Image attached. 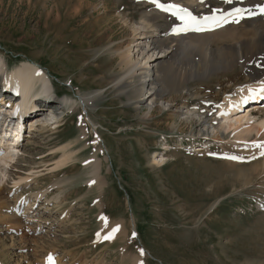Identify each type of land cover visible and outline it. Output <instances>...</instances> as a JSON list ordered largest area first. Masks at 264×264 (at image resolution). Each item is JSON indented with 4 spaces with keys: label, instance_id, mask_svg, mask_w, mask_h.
I'll return each mask as SVG.
<instances>
[{
    "label": "rangeland",
    "instance_id": "1",
    "mask_svg": "<svg viewBox=\"0 0 264 264\" xmlns=\"http://www.w3.org/2000/svg\"><path fill=\"white\" fill-rule=\"evenodd\" d=\"M148 10L132 0H0V57L8 69L24 61L36 63L52 91L69 102L60 110L59 103L50 101L58 128L48 125L28 144L26 138L25 158L14 169L40 164L49 169L62 146L70 144L76 151L67 166L39 176L36 186L21 192L26 196L48 189L51 204H38L37 211L39 224L46 227L42 231H51L32 237L22 229L26 237L20 239V230L8 233L0 226V259L5 264H43L47 252L66 264H132L139 255L133 229L153 258L145 257L144 264H264V210L259 209L264 205V159L255 156L256 149L246 150L264 138L238 144L227 131L210 150L191 153L196 141L207 142L200 138L203 127L197 118H170L181 104H198L210 121L214 110L202 99L214 103L224 89L233 92L245 84L244 70L234 67L219 80L195 78L189 82L192 96L147 118L146 108L132 102L138 97L120 86L123 70L111 49L134 44L127 21L139 20ZM224 42L213 40L216 45ZM81 118L85 122L80 126ZM93 157L101 165L103 191L96 184L86 186L90 168L83 165ZM12 176L5 181L11 182ZM9 191L8 185L7 198ZM8 200L10 210L14 202ZM66 212L63 222L57 219ZM99 214L117 220L111 224L118 223V230L114 242L97 247L92 241L101 232Z\"/></svg>",
    "mask_w": 264,
    "mask_h": 264
},
{
    "label": "bare ground",
    "instance_id": "2",
    "mask_svg": "<svg viewBox=\"0 0 264 264\" xmlns=\"http://www.w3.org/2000/svg\"><path fill=\"white\" fill-rule=\"evenodd\" d=\"M181 1L183 0H174L173 6H178L174 8H187L191 11H194L196 8L199 10L212 9L210 5L211 0H189L190 3L185 5ZM262 1L264 0H227L225 8L237 6L241 9L240 20H236L234 25L224 27L217 32L202 35L189 34L186 30L188 24L182 20L173 21L170 18L166 20L173 22V26H169L167 31V26L159 22L166 17L159 11V7L154 4L151 5L146 13L141 14L139 20L131 19L127 21V28L134 37V44L131 46L127 45L124 49H111L116 52L120 60L119 67L123 70V76L119 79L121 80L119 81L120 86H122V89L128 90L134 97H138L132 100L133 104L138 106L139 109L145 107L147 110L145 116L151 119L157 111H162L165 107L169 110V106H172L175 101L192 96V88L189 86L191 80L212 76H216L217 80L224 79L227 78V75L224 73L229 72L234 67H240L244 70V76L247 79L245 83H254L251 84V88H241L234 95L225 97L218 115L217 129L211 128L210 131L206 123L198 118V114L194 110H189L188 105L185 104H181L179 109L182 110L178 109L170 118L172 120L174 117L180 119L182 117L185 120L197 118V123H200L204 129L203 136H208L210 133V137L214 141L220 140L219 132L221 130L224 132L231 131L232 137L236 140H241L244 137L249 138L253 135L258 136V138H264V119H262L264 117L256 118V116H251V118L248 114H237L239 117L234 120L231 118L240 106L238 102L249 96L256 84L264 83V14L258 11ZM148 2L149 0H135L136 5H145ZM214 10L220 11L221 9L215 8ZM100 19L105 21V17ZM122 20L126 21L127 18L123 17ZM214 39L226 42L216 45L213 43ZM6 66L5 60L0 57V74L3 76L7 68ZM10 78L14 85H18L23 91H28L30 104L38 97H48L52 94L53 89L48 77L41 71L39 65L32 61L20 63V66L11 73ZM227 93L228 91L224 89L223 94L226 96ZM5 96H9L8 92ZM213 100L214 103H217L219 99L214 98ZM62 102L66 105L69 103L67 100H62ZM40 104L42 108H39V111L28 120L30 124L36 127L31 130V133H28L27 144L30 140L31 142L34 140L35 134L44 130L48 125L54 126L51 130L58 128L56 127L57 116L55 115L53 104L51 102L47 104L40 102ZM44 107L46 108L44 109ZM260 108H262V105ZM46 111L49 112V115L45 114V120H42L41 117ZM83 121L81 118L79 122L80 126ZM81 132L84 134L82 129ZM23 141L24 137L22 136ZM22 142L19 144V147L14 148L11 143L3 141V147L0 148V226H5V231L8 233L12 230L17 233L15 230L22 232V223L35 221L39 234H49L50 229L42 231L46 227L39 224L42 219L40 213L37 211L38 204H44V206L51 204L46 194L47 188L43 191L39 190L40 192L37 191L36 194H33L32 200L29 201L27 198H20L17 201L19 197L15 196V207L10 210L11 202L4 196V186H8L5 179L10 178L12 172L17 171L14 169L13 158L15 155L22 158L24 147ZM60 151V158L49 169L45 164H40L36 168L30 167L28 170L19 168V172L15 174L16 180L15 178L11 179L12 181L15 180V182L11 181L13 184L12 188L15 190L14 192L36 186L38 181L34 179V176L38 178L41 172L46 171L43 174L44 176L64 168L72 161L76 152L72 150L70 144L62 146ZM161 158L163 157H160V161H162ZM98 162L93 157L86 166L90 168L88 183L98 185L100 191H103L105 183L103 182V177L100 175L101 165ZM30 164L34 163L30 162ZM260 166L264 168V160H262ZM58 196L53 198L56 204L61 203V199ZM16 204H18V208H16ZM24 235L23 232L22 234L20 233L19 238L24 239L26 237ZM10 241H12V236L10 237ZM55 257L54 264H58L57 259L59 257L57 259ZM4 261L0 259V264H5ZM15 264L17 263L15 262ZM136 264H139V261Z\"/></svg>",
    "mask_w": 264,
    "mask_h": 264
},
{
    "label": "snow or ice",
    "instance_id": "3",
    "mask_svg": "<svg viewBox=\"0 0 264 264\" xmlns=\"http://www.w3.org/2000/svg\"><path fill=\"white\" fill-rule=\"evenodd\" d=\"M150 2L155 3L156 6L162 8V10H169V9H164L163 5L158 3V0H150ZM171 7H178V6H169V8H171ZM262 11H264V9H262ZM256 146L257 147H264V146H261V145H256ZM261 154L264 155V152H262ZM233 159H235V158L233 157ZM116 230L117 229H113V232H115ZM105 238L110 239L111 236L105 237ZM47 264H54V260H53V257L51 256V254L47 258Z\"/></svg>",
    "mask_w": 264,
    "mask_h": 264
}]
</instances>
